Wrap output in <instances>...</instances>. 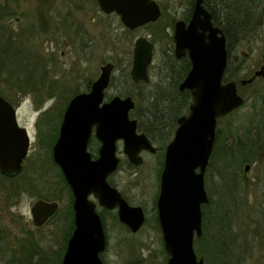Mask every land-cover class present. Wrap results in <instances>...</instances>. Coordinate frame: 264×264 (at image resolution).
<instances>
[{"label":"rangeland","instance_id":"1","mask_svg":"<svg viewBox=\"0 0 264 264\" xmlns=\"http://www.w3.org/2000/svg\"><path fill=\"white\" fill-rule=\"evenodd\" d=\"M156 1L163 10L160 24L129 30L116 14H103L95 0H0V32L2 34L5 31V35L8 34L7 38L17 46V54L23 53L25 60L21 68L17 66L19 71L14 78L8 80L9 84L20 80L21 85L35 86V89H30L29 93L14 105L19 124L32 134L29 153L24 161L26 175L22 180L32 179L34 186L26 187L22 191L0 190V230L8 232L7 237L12 241L13 251L8 253L9 261L13 260L12 264H61V252L72 234L71 216L68 214L70 196L65 190L62 194L56 191L60 194V199L54 201L58 202L59 209L48 222L37 228L32 221L31 207L40 199L38 195L46 198L55 192L56 169L50 163L52 152L39 142L36 134L38 120L47 115L53 118L52 125L59 127L70 98L76 92L89 91L88 85L91 87L100 74L101 66L108 62L113 63L115 69L106 98L121 96V91L128 88L122 74L127 71L130 75L133 48L139 37L155 39V53L149 70L150 81L157 82L162 78L165 74L164 53L168 46L165 34L173 32L171 26L165 32L162 28L166 23L182 18L191 0ZM220 1L218 0V4ZM253 34L233 47V55L236 56L233 65L239 61L240 80L250 77L264 59V23ZM13 61H16L14 55L12 58L10 56V62ZM240 80L238 91L244 97L245 105L218 123V128H222L224 134L227 133L229 122L246 124L249 121L253 114L250 109L253 102L252 92L264 88L263 80L252 86H241ZM8 81L4 80L2 85H9ZM49 129L50 127L47 131ZM93 139L96 140L91 138L88 150L94 158L98 155L99 145L93 144ZM117 145L121 166L109 180L128 198L126 200L130 205L144 209L147 219L137 233H132L120 222L115 221L116 210L105 213L107 248L101 257L105 264H166L167 254L160 228H156L155 223L164 150L154 144L158 151L155 154L143 153V164L134 166L123 154L122 143ZM33 162L40 165L38 170L41 175L31 167ZM219 162L222 163L223 160L219 158L217 161L216 158L205 176L209 200L215 202L210 206V210L216 218L220 215V200L225 199L228 202L225 203L229 206L223 207L227 212L230 206H235L232 205L231 196L228 194L229 197H226L223 194L222 187H225L226 183L218 174ZM263 167L264 161H258L248 172L245 178L248 181V191L243 194L245 204L237 199L240 207L232 221L238 238L251 242L245 264H264V245L259 243L264 239H259L260 226L256 227L252 219L255 214L252 207L256 205L255 201H258L257 196L260 199L258 181ZM2 182L6 187L11 184L9 180ZM229 184L233 185L231 180ZM53 198L51 196L50 202ZM97 209L100 214L105 210L99 206Z\"/></svg>","mask_w":264,"mask_h":264},{"label":"water","instance_id":"2","mask_svg":"<svg viewBox=\"0 0 264 264\" xmlns=\"http://www.w3.org/2000/svg\"><path fill=\"white\" fill-rule=\"evenodd\" d=\"M101 12L115 13L129 30L161 17L156 0H96ZM177 58L188 56L191 68L179 84L188 90L192 102L187 114L177 120V128L167 143L156 200L157 220L168 256L167 264H204L195 248L202 235V207L209 203L205 174L214 149L218 121L244 104L236 81H224L228 51L223 30L214 25L204 0H195L188 22L178 19L173 28ZM155 45L147 37L136 39L130 76L134 83L150 82V65ZM115 65L101 66L90 90L74 95L68 102L52 147L53 162L60 168L72 197L74 230L67 241L61 264H104L106 233L97 207L116 210L121 224L137 233L146 223L141 206L130 205L109 177L118 171L121 158L118 143L128 162L141 166L143 152L155 153L156 146L138 131L130 117L135 107L131 96L106 98ZM264 81V59L241 86ZM94 136L100 143L96 158L88 150ZM32 134L21 127L17 109L0 95V173L14 178L22 173ZM250 165L244 166L245 175ZM59 209L56 201L37 199L31 207L33 224L43 226Z\"/></svg>","mask_w":264,"mask_h":264},{"label":"trees","instance_id":"3","mask_svg":"<svg viewBox=\"0 0 264 264\" xmlns=\"http://www.w3.org/2000/svg\"><path fill=\"white\" fill-rule=\"evenodd\" d=\"M205 4L212 13L214 23L221 27L226 34L229 49L249 39L254 35L253 33L255 30L264 23V0H221L216 6L205 0ZM162 16L163 10L161 17ZM160 21L161 18L151 26L159 25ZM172 25L173 22L166 23L162 28L163 32L167 31V27ZM2 34L0 32V95L14 106L23 96L29 93L30 89H35V86L21 85L20 80H17V83L9 84L8 80L14 78L16 72L19 71L18 67L21 68L25 60L23 53L21 55H19V53L17 54V46H14L15 42L7 38L8 34L6 33L5 35V31ZM155 34L156 33H154V36H156ZM165 38L168 39V46L167 51L164 53L163 64L165 74L162 78L157 82L150 81L147 84H134L131 81L129 73L124 71L122 77L128 88L120 93L121 96H131L134 98L135 107L130 112V117L137 120L138 130L144 132L149 139L162 150H165L166 142L174 135L178 118L188 113L189 106L192 102L190 91H181L179 89V84L186 77L190 69V62L188 59H177L173 54V37L170 36V34H165ZM152 40L154 41L155 39ZM12 55L16 56V61L11 63L10 56L12 58ZM239 67V61L234 65L233 63L230 64L226 70L224 79L226 81L235 80L238 83L240 80L238 74ZM4 80L8 81L9 85H2ZM112 81L113 78L111 79L110 85ZM259 81L249 86L256 85ZM88 88H90V85H88ZM135 89H137L136 92L134 91ZM76 94L77 92L74 95ZM251 98L253 102L250 105V109L253 114L246 124H233L229 122L227 124V133L225 134L222 128H217L211 163L214 162L216 158L217 161H219V158L223 160L222 163L219 162L218 166L220 170L217 171L227 184H225V187H222L224 190L223 194L226 197L231 196V199L234 201H231L232 205L234 206L235 204V206H230V208H228L229 212H227L223 207L225 205L229 206V204H227L228 202L225 201V199L224 201L220 200L219 203L222 205L220 215L217 218L210 210V206L215 202L209 200V203L203 206L205 234L203 238H197L195 240L194 246H196L197 255L203 258L205 264H245L246 254L248 253V249L251 248V242L241 241L232 226L234 214L238 212L240 207L236 201L238 199L243 204V194L248 191V182H246L240 174L242 173L241 166L247 162L257 163L264 153V88L262 90L255 89V91L252 92ZM244 105L245 101L243 106ZM221 120L222 119H220L218 123H220ZM52 121L53 118L47 117V115L41 117L37 122L36 133L41 145L47 148L48 151L50 150V153L52 152V147L59 133V127L53 126ZM49 127L50 129L47 131ZM92 142L93 144L99 145L97 140L93 139ZM50 161L51 166L56 169L55 192L52 193L53 195H49L50 197L46 196V198H44L40 195H38V197L50 201L51 196H53L54 198L52 201H54L60 199L59 195L62 194L64 190L67 191L70 196V204L68 206V214L71 216L70 229H73V197L71 190L60 168L53 160ZM120 166L121 163L119 168ZM31 167L37 170L40 175L42 174L39 171L40 165L37 162H33ZM25 175L24 168L22 173L14 178H8L0 173V190L9 191L13 189L15 191H22L25 190L26 187L32 188L34 186V180L27 178V180H22L25 178ZM2 180H9L11 184L6 187L3 185ZM229 180L232 181L233 185L229 184ZM263 180L262 177H259L258 189L261 191L260 199L257 196L258 201H255L256 205L252 207V212L255 214L256 211L260 212V208L263 204L264 189L261 186ZM109 182L111 185L115 186L112 181L109 180ZM56 191L60 192V194ZM123 196L125 199H128L124 194ZM254 207H258L259 209L253 210ZM107 212L108 210H104L100 214L103 225L105 224V213ZM114 219L119 222L117 215H114ZM155 223L157 226L156 228L159 229L157 216L155 218ZM122 226L129 231L125 225L122 224ZM263 228L264 227H260L258 229L259 239L261 240H263ZM69 235L70 233L67 237H69ZM65 240H67V238ZM259 243L264 245V241H259ZM65 249L66 246H64L61 252L62 256Z\"/></svg>","mask_w":264,"mask_h":264},{"label":"flooded vegetation","instance_id":"4","mask_svg":"<svg viewBox=\"0 0 264 264\" xmlns=\"http://www.w3.org/2000/svg\"><path fill=\"white\" fill-rule=\"evenodd\" d=\"M209 3H212L214 6H216V4L218 3V0H207ZM194 2H195V0H191L189 3H188V6H187V8H186V11H185V13H184V16L182 17V18H180V19H183V20H185L186 22H188L189 21V19H190V17H191V15H192V12H193V8H194ZM159 4V3H158ZM159 6H160V4H159ZM204 6L208 9V11L211 13V11L209 10V8L206 6V4H205V0H204ZM160 8H161V6H160ZM161 11H162V8H161ZM103 13V12H102ZM103 14H105V13H103ZM111 14H115V13H111ZM111 14H105V15H111ZM117 15V14H116ZM211 15H212V13H211ZM118 16V15H117ZM120 18V17H119ZM178 20V19H177ZM176 21V20H175ZM175 21L173 22V25L171 26L172 27V31H173V28H174V23H175ZM212 21H213V19H212ZM153 23H155V22H152V23H148V24H146L145 26H151ZM213 23H214V21H213ZM214 25H216L215 23H214ZM216 26H218V25H216ZM144 27V26H143ZM169 27V26H168ZM167 27V28H168ZM219 27V26H218ZM141 28V27H140ZM221 28V27H220ZM138 29V28H137ZM222 29V28H221ZM223 30V29H222ZM224 32V31H223ZM225 34V33H224ZM170 36H172L173 37V32H172V34H170ZM225 36H226V34H225ZM87 38V37H86ZM148 39H149V37H147ZM226 39H227V36H226ZM150 41H152L153 43H154V45H156V43H155V41H153L152 39H149ZM174 48H175V46H174V40H173V54L175 55V52H174ZM227 51H228V65H227V68H228V66L230 65V64H232L233 63V61L236 59V56L235 55H233V48L231 49H229V47H228V41H227ZM154 53H155V50H154ZM175 57H176V55H175ZM177 58V57H176ZM177 59H181V58H177ZM182 59H188L189 60V58H188V56H185V57H182ZM189 62H190V60H189ZM190 68H191V62H190ZM190 70V69H189ZM227 70V69H226ZM255 71V70H254ZM253 71V72H254ZM189 72V71H188ZM253 74V73H252ZM251 74V75H252ZM225 75H226V73H225ZM184 80V79H183ZM182 80V81H183ZM259 80H261V79H258V80H256V81H259ZM224 81H226L225 79H224ZM228 81H231V80H228ZM233 81H235V80H233ZM255 81V82H256ZM262 81V80H261ZM255 82H253V83H255ZM252 83V84H253ZM238 84V83H237ZM92 85V84H91ZM251 85V84H250ZM18 115V114H17ZM18 117V116H17ZM18 119V118H17ZM18 123H19V121H18ZM20 125V124H19ZM21 126V125H20ZM22 127V126H21ZM156 149H157V147H156ZM158 151V150H157ZM156 151V152H157ZM155 152V153H156ZM143 153H146V152H143ZM142 153V154H143ZM155 153H153V154H155ZM262 156L264 157V153L262 154ZM262 161H264V158H260V160H259V162H262ZM247 164H249L250 165V170L252 169V166H254V164L255 163H244L242 166H241V176L245 179V178H247V175H245V173H244V166L245 165H247ZM210 165H211V160H210V162H209V164H208V168H207V171H208V169H209V167H210ZM249 170V171H250ZM207 171H206V173H207ZM16 177H18V176H16ZM261 177H262V179H264V167L262 168V170H261ZM8 178H10V177H8ZM246 180V182H248L247 181V179H245ZM262 185V188L264 189V180L262 181V183H261ZM263 201V204H262V207L260 208V212H257L256 210V214H254V217L252 218L253 220H254V223H255V226L256 227H258V226H260V227H264V199L262 200ZM254 209H259L258 207L256 208V207H254L253 208V210ZM117 212V211H116ZM54 216V215H53ZM52 216V217H53ZM51 218V217H50ZM50 218H49V220H50ZM48 222V221H47ZM260 223V225H258ZM73 225H74V213H73ZM232 226H233V229H234V227H235V224H234V222H232ZM36 227V226H35ZM42 227V226H41ZM37 228H39V227H37ZM74 230V226H73V229H72V231ZM234 231H235V229H234ZM259 232V231H258ZM106 233V232H105ZM204 234H205V222H204V216H203V214H202V235L199 237V238H203L204 237ZM237 234V233H236ZM7 235H8V232H5V231H1L0 230V264H12V261L13 260H11V261H9V258H10V256L8 255V253H10L11 251H13V249H12V244H11V240L7 237ZM262 236H263V239H264V228H263V230H262ZM21 243H23V242H21ZM106 248H107V241H106ZM106 248H105V250H106ZM105 252V251H104ZM103 252V253H104ZM103 253H101V255L103 254ZM8 258V259H7ZM102 258V257H101ZM245 259L247 260V256L245 257ZM103 260V259H102ZM167 260H168V256H167ZM245 260V261H246ZM104 262V261H103ZM105 264V263H104ZM166 264H167V262H166ZM204 264H205V262H204Z\"/></svg>","mask_w":264,"mask_h":264}]
</instances>
